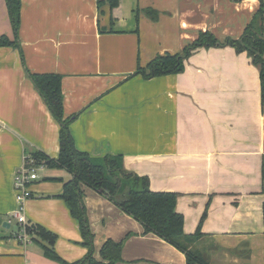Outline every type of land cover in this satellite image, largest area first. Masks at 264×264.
I'll return each mask as SVG.
<instances>
[{
	"label": "crops",
	"instance_id": "obj_1",
	"mask_svg": "<svg viewBox=\"0 0 264 264\" xmlns=\"http://www.w3.org/2000/svg\"><path fill=\"white\" fill-rule=\"evenodd\" d=\"M259 6V0H118L115 8L105 0H20L14 35L0 0V38L16 44L0 47V226L9 225L0 238L12 240L0 243V264H47L31 252L33 244L43 251L36 241L28 250L18 245L16 222V233H8L16 209L13 177L24 154L58 156L59 125L31 74L61 77L63 113L71 118L77 151L119 157L122 169L147 178L152 192L177 195L183 232L201 233L194 247L208 264H264L258 67L245 52L215 45L196 49L181 73L150 80L134 75L158 55L180 53L200 33L220 43L239 39ZM148 9L155 21L145 15ZM70 180L64 170L44 168L24 203L27 224L52 238L39 243L67 263L88 253L59 197ZM82 191L97 259L106 241L124 240L116 264H186L183 253L144 235L140 223L106 197Z\"/></svg>",
	"mask_w": 264,
	"mask_h": 264
},
{
	"label": "trees",
	"instance_id": "obj_2",
	"mask_svg": "<svg viewBox=\"0 0 264 264\" xmlns=\"http://www.w3.org/2000/svg\"><path fill=\"white\" fill-rule=\"evenodd\" d=\"M110 8L118 5V0H105ZM260 6L251 22L245 28L242 36L237 40L226 39L220 43L209 33H200L198 38L186 46L180 53L158 55L150 60L144 67L138 66L134 75H140L144 80L181 73L184 63L200 47L215 45H228L237 52H245L259 69V82L261 97L264 98V0H259ZM98 1V5L103 4ZM8 14L11 19L14 35L19 28L20 0H6ZM145 15L155 21L156 14L152 10H145ZM259 31V36L257 34ZM14 46L7 38H0V47ZM34 86L38 90L52 117L59 125L58 156L51 159L42 153L32 154L36 164L47 169L64 170L72 176V180L63 184L59 196L67 205L71 216L78 222L83 238L82 245L88 249L87 255L79 261L67 263L63 261L53 249L39 243L52 238L36 225L26 226V232L32 240L41 247L44 254L60 264H116L121 261V250L124 240L114 242L106 241L94 256L92 233L86 218L82 203V187L90 188L106 197L122 212L136 220L143 228V234H154L164 242L183 253L186 264H208L203 255L195 249V243L202 237L201 233L187 235L183 232V218L175 211L177 195L174 193L152 192L149 189L148 179L125 172L120 158L106 155L95 159L74 147L69 126L71 118H65L63 113V96L61 77L55 74H31ZM264 179V165L262 166Z\"/></svg>",
	"mask_w": 264,
	"mask_h": 264
},
{
	"label": "built area",
	"instance_id": "obj_3",
	"mask_svg": "<svg viewBox=\"0 0 264 264\" xmlns=\"http://www.w3.org/2000/svg\"><path fill=\"white\" fill-rule=\"evenodd\" d=\"M45 167L36 164L32 154H24L21 167L15 172L13 177V191L15 194L16 209L11 213L10 218L14 220L18 228L15 236L21 244L27 245L31 240L27 236V222L24 217V203L31 198L30 188L39 180V173Z\"/></svg>",
	"mask_w": 264,
	"mask_h": 264
},
{
	"label": "rangeland",
	"instance_id": "obj_4",
	"mask_svg": "<svg viewBox=\"0 0 264 264\" xmlns=\"http://www.w3.org/2000/svg\"><path fill=\"white\" fill-rule=\"evenodd\" d=\"M257 34H258V36H259V31H257ZM153 36V35H152ZM42 175H44V174H47V171H44V173H41ZM33 187V186H32ZM31 190V189H30ZM11 221H12V229H11V231H9L8 233H16V225H15V221L14 220H12L11 219ZM27 236H28V234H27ZM28 238H29V236H28ZM30 239V238H29ZM12 241L11 240V238H0V243H3V242H7V241ZM31 241H35V237L31 240ZM11 242H8V244H10ZM18 245H20V246H22L23 247V244H21V243H19ZM13 246L14 247H17V243H14L13 242ZM28 247H30V245H28L27 244V246L25 247H23V249L24 248H26L25 250H28L29 248ZM30 248H32L33 250H31V252L34 254V253H37V254H39L40 255V257L47 263V264H60V263H58V262H56V261H54V260H52V259H50V258H48L45 254H44V252L43 251H41V250H39V248L36 246V245H32V247H30ZM30 251V250H29ZM205 256L206 257H209V255L207 254V253H205ZM205 258V257H204ZM7 259V258H6ZM207 262V261H206ZM5 264V263H4ZM36 264V263H35Z\"/></svg>",
	"mask_w": 264,
	"mask_h": 264
},
{
	"label": "water",
	"instance_id": "obj_5",
	"mask_svg": "<svg viewBox=\"0 0 264 264\" xmlns=\"http://www.w3.org/2000/svg\"><path fill=\"white\" fill-rule=\"evenodd\" d=\"M9 228V225L7 223H3L1 226H0V233H3L5 232L6 229Z\"/></svg>",
	"mask_w": 264,
	"mask_h": 264
}]
</instances>
